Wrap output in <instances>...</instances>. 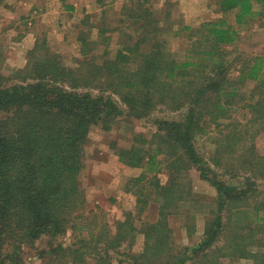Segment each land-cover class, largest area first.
<instances>
[{
	"label": "trees",
	"instance_id": "16d2710c",
	"mask_svg": "<svg viewBox=\"0 0 264 264\" xmlns=\"http://www.w3.org/2000/svg\"><path fill=\"white\" fill-rule=\"evenodd\" d=\"M105 1L99 0V24L90 25L96 37L78 34L80 56L72 63L39 36L26 64L5 75L0 50V264H23L24 246L42 238L47 246L39 256H48V264H81L87 257L94 264H122L110 252L126 243L131 248L139 235L142 248L125 253L128 264H218L221 257L264 264V200L258 191L264 182V149L258 148L264 137V56L236 65L239 57L230 60L228 49L239 39L238 27L264 17V0H218V18L176 30L163 25L171 11L159 18L146 7L148 0H111L109 8ZM110 8L119 9L116 25L107 21ZM64 9L75 7L64 2ZM124 22L135 26L134 35ZM182 31L187 41L177 57L164 34ZM148 41L153 44L142 49ZM98 46L101 55L94 50ZM242 89L249 93L242 108L251 115L245 123L232 117ZM160 107L181 116L154 118ZM119 117L154 128L149 138L134 135L119 160L149 173L164 170L169 179L162 184L146 173L133 178L139 213L150 200L159 204L155 222L137 228L128 212L113 233L104 227L94 233L79 220L86 218L83 148L93 126L109 131ZM212 127L215 150L203 155L197 142ZM191 170L215 189L214 208L202 240L178 252L168 216L186 201L190 188L183 178ZM85 228L89 237L68 245L60 241L69 229Z\"/></svg>",
	"mask_w": 264,
	"mask_h": 264
},
{
	"label": "rangeland",
	"instance_id": "374dc122",
	"mask_svg": "<svg viewBox=\"0 0 264 264\" xmlns=\"http://www.w3.org/2000/svg\"><path fill=\"white\" fill-rule=\"evenodd\" d=\"M218 0H148L146 7L152 10L159 18L170 12L165 27L172 24L173 30L180 29L182 25L194 28L199 23L218 18ZM64 2L74 5L73 12L63 11ZM111 0H106V8H109ZM261 9V7H258ZM99 0H0V50L4 51V65L2 72L8 75L13 66L10 59H15L14 68L19 65V60H26L27 45L22 42L23 33L34 32V37H46L52 52L59 54L65 63H72L80 56L78 34L81 31H90L96 37L97 28L90 25L99 24L102 16ZM22 15L23 17H20ZM32 15L34 18L32 19ZM107 21L115 24L118 21L119 9L110 8L106 13ZM32 19V20H31ZM31 20V25L28 21ZM170 23V24H169ZM179 23L180 26L178 25ZM35 24V25H34ZM124 30L134 35V25L124 22ZM239 36L234 46H229L233 51L230 60L239 57L240 60L252 56H264V17L256 20L252 26L238 27ZM185 31L177 35L164 34L175 56L183 54L187 38ZM119 39V33H115L113 41ZM22 42V43H21ZM151 42V43H150ZM145 42L142 49L150 48L153 41ZM22 44V45H21ZM29 45V44H28ZM99 47V46H98ZM97 55H101V47L94 49ZM26 51V52H25ZM24 53V54H23ZM250 86V85H249ZM249 99V93L241 90L237 103L232 111L234 121L245 123L251 117L248 110L242 105ZM181 111H170L165 107L158 108L154 118L178 119ZM153 127L146 122L131 120L126 117H119L118 123L111 130L103 131L93 126L83 148V169L80 175L81 185L85 192L86 205L84 213L86 218L79 219L83 223H90V232L97 233L104 227L111 233L115 231V223L123 220L128 212L135 216V225L142 227V223H152L158 219L159 204L150 200L142 214L136 207V196L131 192L134 190L133 178L141 173L148 174V177L156 174L162 184L167 183L168 177L164 170L159 173L148 172L143 168H131L119 160V151L128 149L133 144L134 135L142 134L146 138L152 135ZM216 131L210 128L208 135L201 137L197 147L201 154L206 155L215 150L214 136ZM258 148L264 149V137L258 141ZM230 181L228 176L223 177ZM189 183L186 201L181 203L168 216V225L172 230V245L179 252L185 246H192L202 240L204 226L210 211L214 208L215 189L203 180L196 170L185 174L184 178ZM147 181V179H145ZM132 182V183H131ZM145 191L150 190L148 184ZM258 191L262 194L259 199L264 200V182L259 181ZM153 194L151 191L148 194ZM149 197L153 199L154 195ZM140 217V218H139ZM140 219V221H138ZM88 228L82 231L69 229L68 234L60 237V241L68 245L77 241L80 237H89ZM137 236V233H136ZM143 236L136 237L131 248L128 243L123 244L118 253L110 252L111 260L118 263L123 259L122 264H128L125 253H138L142 248ZM47 246L46 238L38 240L33 246H24L22 254L23 264H48V256L40 257V252ZM46 249V248H45ZM95 259L87 257L85 263L94 264ZM218 264H251L249 260H238L221 257Z\"/></svg>",
	"mask_w": 264,
	"mask_h": 264
},
{
	"label": "crops",
	"instance_id": "0c3cea01",
	"mask_svg": "<svg viewBox=\"0 0 264 264\" xmlns=\"http://www.w3.org/2000/svg\"><path fill=\"white\" fill-rule=\"evenodd\" d=\"M63 11H65V9H64V7H63V9H62ZM75 10V9H74ZM73 12V11H72ZM20 17H23L22 15H20ZM34 18V15H32V19ZM31 19V20H32ZM31 20H29L28 21V25L30 26L32 23H31ZM35 25V24H34ZM23 38H22V42L24 43V44H26L27 45V50L26 51H28L29 49H31L32 47H33V45H34V43H35V40H36V37H34V32H33V30L32 31H27V32H25V33H23V36H22ZM21 42V43H22ZM29 44V45H28ZM22 45V44H21ZM25 51V52H26ZM27 53V52H26ZM24 54V53H23ZM25 57V56H24ZM24 57L23 58H21V60H19L18 62H19V65H17L15 68H21V67H23L25 64H26V61L27 60H25L24 59ZM8 60H10L11 62H10V64L13 66V68H14V66H15V59H9L8 58Z\"/></svg>",
	"mask_w": 264,
	"mask_h": 264
}]
</instances>
